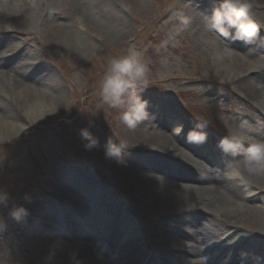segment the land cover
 <instances>
[{
  "label": "rangeland",
  "instance_id": "374dc122",
  "mask_svg": "<svg viewBox=\"0 0 264 264\" xmlns=\"http://www.w3.org/2000/svg\"><path fill=\"white\" fill-rule=\"evenodd\" d=\"M28 1L34 3H28L33 12L30 17L33 20L27 23L29 32L0 27V58L4 61L0 66L3 73L0 76V122L9 125L22 123L28 127L25 132L30 133L28 140L27 133L8 130V125L0 123V190L10 193L12 200L25 204L30 211L34 209L28 221L38 217L36 224L38 220L43 223L42 230L46 232L50 229L49 221L55 219L45 220V216H38L41 208L38 204L48 206L49 202H65L55 189L63 187L66 181L76 180L81 188L84 186L88 198H93L98 206L102 204L96 210L99 221H106L117 205L118 213L114 218L122 224L119 228L129 223L146 233L147 238L157 237L161 229L171 228L179 214L174 212L172 215V206L167 207L164 203L166 192L157 188L162 179L157 170L151 169L154 178L142 179L139 172L131 168L135 169L131 163L150 159L171 163L173 160L165 159L162 154L167 153L158 152L161 145L157 140L141 141L140 136L135 135L136 129L129 130L123 125L119 118L123 108H111L103 102L100 83L110 66L109 61L126 56L129 47H134L141 53L149 80L147 89L142 92L138 89V92L150 106H154L150 108L148 105L149 118L142 123L147 124L155 111L162 108L157 111L169 123L168 128L159 133L165 142L177 144V140H186L187 132L197 123L204 125L207 140L217 139V145L222 138L236 133L241 124L246 125V130L255 137L254 134L260 132L257 128L264 124V112L252 105L233 85L236 77L230 76L229 79L222 71L216 75L218 64L211 56L204 55L208 54L207 48H197L198 41L192 35L196 27L190 21L196 13L203 18L202 11L208 10L205 13L211 16L220 0H50L49 8L42 7L41 0ZM91 1L98 2L96 8L99 9H93ZM257 1L253 0L251 16L262 22L264 10L258 8ZM16 9H11V15ZM181 13L189 18L187 25L181 23ZM55 14L53 18L58 19L52 21L49 28L37 25L35 18H50ZM158 17L159 21L153 23ZM96 18H107V21ZM119 18L127 19L129 34L119 39L110 38L105 25H111ZM73 24L78 31L57 36V27ZM215 33L216 41L225 43L223 37ZM259 34L264 41V28ZM81 41L90 45L82 46ZM22 75H28L29 79L23 90L17 86ZM38 79L44 80L40 82ZM38 93L43 94L38 96ZM61 94L60 104L51 107L52 111L37 123L39 98L55 100ZM205 99L217 101L227 108L223 116L232 121L228 131L222 132V125L205 105ZM79 103L88 109L84 111L89 114L87 117L81 114L82 108L76 110ZM189 114L194 115L195 120ZM72 119H78V124L66 132ZM89 120H94L95 126L91 130L102 144L109 136L129 140L126 166L118 167L106 161L102 148L92 152L83 149L78 130L86 127ZM178 124L184 128L176 135L173 129ZM148 131V128L144 129L145 134ZM262 137L264 135L256 138ZM194 146L200 147L192 144ZM214 152L220 154L221 150L214 148ZM225 160L213 158L204 168H217V173L224 177ZM83 180L87 184H83ZM25 193L33 196L31 204L23 201ZM259 209L264 211V197H258L240 216L239 221L249 236L247 244L237 236L230 242L239 243L264 264V234H259L264 215ZM196 222V218H190L186 225L197 227ZM9 224L8 221L7 230L0 234V264H16L20 260L23 264H38L42 252L36 240H33V247L29 245L30 239L26 245L20 239L22 233L16 229L12 231Z\"/></svg>",
  "mask_w": 264,
  "mask_h": 264
},
{
  "label": "bare ground",
  "instance_id": "6f19581e",
  "mask_svg": "<svg viewBox=\"0 0 264 264\" xmlns=\"http://www.w3.org/2000/svg\"><path fill=\"white\" fill-rule=\"evenodd\" d=\"M17 2L20 3L17 4ZM10 3H15V5L12 6ZM28 3L34 5V3H30L28 0H0V27L29 32L30 30L27 27V23L29 20H33V18H30L33 12L30 11L31 9ZM50 5L51 2L48 0V7ZM91 5L94 9L97 7L96 5L99 4L98 2L91 1ZM257 6L260 10H264V0H258ZM13 7L17 9L13 10V15H11V9ZM96 9H99V7ZM206 11L208 10L202 11V13L204 14ZM87 16L89 17V15ZM60 19L63 20L67 18ZM35 20L38 26L49 28L51 22L57 20V18H35ZM105 21H107V18L101 19V22ZM152 22L155 23L157 21L153 19ZM127 23V19L119 18L118 21L113 22L111 25H105L108 27L107 34L113 39H119L120 36L124 37V35L129 34ZM190 24L196 27L192 35L198 41L197 48H207L208 54L204 55H209L213 58V50L210 46V42L213 40L216 41L215 37H213L214 34H216L215 31H209L205 27V21L200 17L199 13H196L195 17L190 21ZM78 30L76 24L63 25L57 27L56 34L62 37L66 34L72 35ZM222 39L225 43H219L220 48L228 46L236 49L231 58H226L224 60L227 68L222 70V73L227 76L236 77L233 80V85L239 88L240 92L252 105L255 104L258 110L264 112V72H262V69H264V64L262 63L264 60V41L262 36L259 34L254 42L248 46L241 41H226L224 37ZM81 42L82 46L87 47L90 45L87 42ZM250 46L253 47L249 48ZM244 55H247V58H245ZM215 64H218L216 68L220 67L218 62H215ZM2 65H4V61L0 59V66ZM240 75H243V79H240ZM0 76H3L1 71ZM28 80V75H22L20 78L21 83L17 84L18 88L20 87L19 89L23 90V87L28 84ZM43 80L44 79L41 81ZM33 81L37 80L33 79ZM42 94L43 93H38V96ZM53 99L54 98H52V100H47L45 97L39 98V119H43L45 117L44 115H48V113L52 111L51 107H56L60 104V101L63 99L62 94L59 98ZM204 103L209 106L208 109L211 111L212 115L219 120L223 127L222 132L228 131V127L232 125V121L228 117L223 116L227 108L217 101H210L208 99H205ZM151 106L154 107L153 105ZM151 106L149 105L150 108ZM157 110L161 111L162 108ZM157 110L150 118L151 121L149 119L147 124L141 123L138 125L135 135H139L141 141L144 139L157 140L159 146L161 145L157 149L158 152L167 153V155L162 154L165 156V159L172 158V160L174 159L179 163L168 164L169 161L165 162L163 159H150V164L132 162L131 164L134 165L135 169L133 167L131 168L135 172L138 171V175L142 177V179L154 178V176L151 175L152 168H157L162 175L165 174L164 178L158 183L157 188L160 192H166L164 203L167 207L170 205L172 206V215L176 212L184 216L177 219L179 221L174 224L173 228L161 232L158 236V244L148 245V243H143V240L138 242V234L127 236L124 241L122 240V243L120 242L121 254H119H126L130 257V260L127 261L125 257H114L109 253V248L111 249L115 246L119 250L118 238L122 234V231L118 230L113 223L110 224V221L108 225L105 224L104 227L101 225L92 227L94 231L93 237L87 236L84 232H80L82 230L80 227V231L75 237L74 243L71 245H78L81 247V258L84 264H96L95 254L97 252H102L104 254L106 258L105 264H144L146 260H149L148 264H262L258 258L251 256L245 249H241L240 244L231 243L230 241L235 239L236 236L247 241L248 235H245L243 231L244 226L239 219L242 213L247 211V208L250 207L258 197H262L264 192V179L250 177L248 183L243 184L237 180L220 179L216 176V173L205 171V165L202 159L206 158L207 155L212 156V144L206 142V150L204 152L196 149L195 146L190 149L189 143L185 140L178 141V145L165 142L163 138L159 136V133L161 130H164V128H168L169 123L168 120H164L162 114ZM28 112L30 114L33 113L32 110H28ZM0 123L2 125H8V130L14 129L17 133H21L27 128V125L22 123H11V125ZM145 128L149 130L147 134L144 133ZM215 141H217V139ZM202 147H204V143ZM152 158L155 157L152 156ZM225 158L229 159L232 157L226 154ZM174 168H179L184 171L175 173L176 170ZM188 182L194 183L200 188L184 184ZM67 185L68 187L60 189V195L68 194L74 197L72 202L77 207L79 205L77 201L79 195L76 189V183L72 180ZM256 192L258 194H255ZM79 198L81 207L91 208L94 206L92 201L86 202L83 200L85 198L82 196ZM38 206H41V208L39 207L38 216L43 215L44 217L48 212L43 211L47 210L49 207L42 204H38ZM33 210L34 209H31V215H33ZM190 211L195 212L194 214L196 217L187 215ZM259 212L264 215L262 209H259ZM57 215L59 219L63 221V225L57 226L55 229L46 232L42 230L43 223L38 220V224H36L38 218L36 216L33 220L27 221L24 225H19L9 220V228L12 231L16 229L21 232L20 239L23 243H26V245L28 239H30L31 243L29 245L33 247V240H36L38 247L41 249L40 252H42L41 254L43 255L47 251L48 245L58 240V236H62L60 231H64L68 223L65 213ZM51 217L53 218V215ZM190 218L197 219V228L188 227L184 230L183 227L185 223L183 219ZM259 234H264V225L259 229ZM221 236L226 237L223 242L220 240L222 238ZM62 241H66L70 244V241L65 239ZM106 244L111 245L105 248ZM157 246H163L166 249L165 251H158ZM134 251L135 254L132 258L128 254ZM175 256L177 259L173 260L172 258ZM65 264H67V261H65Z\"/></svg>",
  "mask_w": 264,
  "mask_h": 264
},
{
  "label": "clouds",
  "instance_id": "9594fccd",
  "mask_svg": "<svg viewBox=\"0 0 264 264\" xmlns=\"http://www.w3.org/2000/svg\"><path fill=\"white\" fill-rule=\"evenodd\" d=\"M252 8L253 0H220L219 6L212 10L211 16L202 13L205 27L209 31L214 30L226 41H241L251 45L260 30L264 28V21L257 22L252 18ZM179 15L181 23L187 25L189 18L182 13ZM232 29L235 31L233 32ZM210 46L213 50V61L220 64L216 71V75L219 76L220 71L227 68L224 60L231 58L236 49L228 46L220 48L219 42L215 40L210 42ZM109 65L100 83L103 102L111 108H123L120 121L127 129L135 130L149 118L148 101L140 94L149 84L147 67L142 62L141 53L131 46L126 56L111 59ZM228 78L230 79V76ZM80 111L84 114L83 109ZM94 126V120H89L86 127L78 130L83 149L92 152L102 148L106 161L118 167L126 166L125 153L130 146L129 140L114 139L109 136L102 144L100 138L91 130ZM183 128L182 124H178L173 131L179 135L183 132ZM203 129L204 125L197 123L187 132L186 141L191 144L205 143L207 133ZM218 147L223 153L232 157L224 161V178L239 180L243 184H247L250 177L264 179V137L251 136L246 130V125L241 124L236 133L222 138ZM22 199L31 204L33 196L25 193ZM30 215L31 211L25 204L12 200L10 193L0 190V234L7 230L9 220L24 225ZM81 252L80 246L58 239L48 245L38 264H65V261L67 264H84ZM105 259L102 252L95 254L96 264H105ZM16 264H23V261H17Z\"/></svg>",
  "mask_w": 264,
  "mask_h": 264
}]
</instances>
